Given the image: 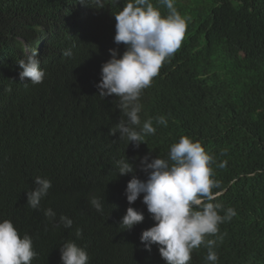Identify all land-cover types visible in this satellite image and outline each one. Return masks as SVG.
I'll return each instance as SVG.
<instances>
[{
    "label": "trees",
    "instance_id": "obj_1",
    "mask_svg": "<svg viewBox=\"0 0 264 264\" xmlns=\"http://www.w3.org/2000/svg\"><path fill=\"white\" fill-rule=\"evenodd\" d=\"M83 2L0 0V221L32 237V264H62L69 240L86 247L89 264H166L158 245L148 251L140 240L155 223L143 194L129 204L126 188L133 175L147 178L145 156L166 159L187 135L216 159L213 203L237 213L220 231L249 236L264 258V0H174L187 18L183 41L140 98L142 122L163 115L168 125L154 124L156 134L139 147L111 135L124 117L118 98H102L97 88L109 49L125 50L114 42V15L126 0ZM37 37L44 38L38 52L46 76L32 84L20 79L16 60L25 55L20 39L32 47ZM68 49L71 57L63 55ZM120 159H129L135 173L119 176ZM37 176L52 187L34 210L27 193ZM93 197L102 212L90 205ZM128 207L145 216L130 230L121 225ZM48 208L55 224L44 216ZM61 215L72 219L71 228ZM206 254L203 246L193 250L189 264H207Z\"/></svg>",
    "mask_w": 264,
    "mask_h": 264
},
{
    "label": "clouds",
    "instance_id": "obj_2",
    "mask_svg": "<svg viewBox=\"0 0 264 264\" xmlns=\"http://www.w3.org/2000/svg\"><path fill=\"white\" fill-rule=\"evenodd\" d=\"M96 2L100 3V0ZM158 3L166 6V14H162L151 0H126L114 15V42L117 46L123 44L125 50L121 55L118 49H109L111 59L102 64L101 80L97 84L102 98H118L117 108L124 117L114 129H110L111 135L119 133L120 139L136 147L145 142V136L156 134V126L168 125L163 115L142 122L140 98L143 90L150 87L153 78L159 74L163 63L180 48L187 29V18L179 13L174 0H158ZM20 41L25 54L16 60L21 69L20 79L28 78L32 84L43 83L46 71L41 67L44 58H40L38 50L44 38H35L32 47L23 39ZM72 54L71 49L63 52L66 57ZM214 164L215 157L202 143L187 135L171 145L166 159L159 156L151 162L148 156L142 159L141 169L147 178L133 175L126 188L129 204H134L143 194V203L155 222L142 232L140 240L148 251L152 245H158L166 264H189L193 250L201 246L207 249V264H218L220 254V260L229 264H264L261 250L252 238L243 234L229 237L226 231H220L219 225L230 221L237 213L232 207L225 209L221 203H213L218 195L213 189L220 188L219 181L213 178ZM116 166L119 176L136 171L129 159L118 160ZM218 166L226 167L227 161ZM34 182L35 188L27 193V204L38 210L52 183L40 176L35 177ZM90 205L99 212L103 211L96 197L90 200ZM221 211L224 215L220 214ZM44 216L56 223L53 209H45ZM144 219L142 211L128 207L121 225L130 230ZM59 222L65 228L73 225L72 219L65 215L59 217ZM76 236H82L81 229L76 230ZM60 251L62 264H89L86 247L78 246L74 241L62 244ZM37 255L30 235L21 236L11 220L0 221V264H32Z\"/></svg>",
    "mask_w": 264,
    "mask_h": 264
},
{
    "label": "bare ground",
    "instance_id": "obj_3",
    "mask_svg": "<svg viewBox=\"0 0 264 264\" xmlns=\"http://www.w3.org/2000/svg\"><path fill=\"white\" fill-rule=\"evenodd\" d=\"M146 137H148V136H146ZM151 139H153V136H152V138ZM146 140V139H145ZM149 141V140H148Z\"/></svg>",
    "mask_w": 264,
    "mask_h": 264
}]
</instances>
